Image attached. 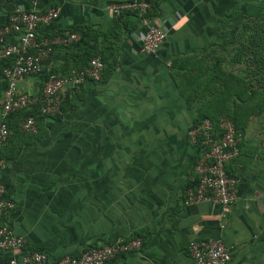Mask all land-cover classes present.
<instances>
[{"label": "crops", "instance_id": "0c3cea01", "mask_svg": "<svg viewBox=\"0 0 264 264\" xmlns=\"http://www.w3.org/2000/svg\"><path fill=\"white\" fill-rule=\"evenodd\" d=\"M122 1L130 0H0V27L18 9L58 10L57 20L39 27L40 39L81 32L79 45L55 46L47 73L65 76L87 53L105 63L104 81L64 90L65 96L74 92L76 108L39 121L37 134H17L4 150L2 180L15 202L6 220L26 244L0 253V264L28 251L57 262L137 238L139 250L107 264H194L188 250L193 239L222 240L230 264H264V0H150L151 19L167 32L156 55L141 51L145 29L136 14L115 18L107 11ZM43 85V77H24L18 89L38 96ZM5 90L0 76V104ZM112 96L128 102L126 108L118 110L113 125L99 124L100 116L111 117L101 107ZM136 102L140 110L130 109ZM203 113L234 119L242 134L240 154L227 166L238 195L226 222L216 203L180 202L195 174L190 163L178 161L183 150H193L187 132ZM106 128L127 134L128 144L158 149L143 159V176H96L80 164L85 145L94 148L97 142L89 132ZM166 148L175 150L168 173ZM151 164L162 165L157 176L148 172Z\"/></svg>", "mask_w": 264, "mask_h": 264}, {"label": "built area", "instance_id": "2783aa9c", "mask_svg": "<svg viewBox=\"0 0 264 264\" xmlns=\"http://www.w3.org/2000/svg\"><path fill=\"white\" fill-rule=\"evenodd\" d=\"M153 6L147 0H130L113 2L107 11L115 18L124 14H136L144 26L140 36L141 51L146 55L158 54L167 40L164 28L152 20ZM59 17L58 10L36 12L18 9L10 15L8 22L0 27V61L14 59L13 65L3 71L8 86L4 92L0 108L4 121L0 124V253L17 252L25 248L24 238L15 235L6 216L15 208V202L7 196L6 186L2 180V152L14 136L6 119L10 114L30 109L43 101L42 113L46 117L60 114L65 98V89H77L88 81L99 83L103 79L105 63L100 57L93 58L82 69H74L68 75H50L44 82L41 96H31L19 92V80L24 77L41 76L45 63L53 54V47L70 46L80 41L81 36L72 33L55 39H40L38 29L42 25L53 23ZM38 120L28 117L22 121L19 131L24 134L38 133ZM219 131L212 133L210 120L192 126L189 136L192 142L200 141L203 147L202 158L194 166L196 185H190L183 191L180 202L182 206L197 205L205 202L216 203L221 207V217L226 222L232 214L238 195V181L230 176L227 166L240 154L242 134L230 119H222ZM225 226L222 225V228ZM142 247L141 239L118 242L98 248H91L78 256H66L57 262H51L40 251L24 252L20 259L13 258L9 264H107L116 257L129 254ZM188 250L194 264H230L231 253L222 240L193 239Z\"/></svg>", "mask_w": 264, "mask_h": 264}, {"label": "rangeland", "instance_id": "374dc122", "mask_svg": "<svg viewBox=\"0 0 264 264\" xmlns=\"http://www.w3.org/2000/svg\"><path fill=\"white\" fill-rule=\"evenodd\" d=\"M182 83L184 88L188 89V79L187 81L186 79H183ZM103 103L104 104L101 107V112L103 113V115L108 113V115L111 117L104 118L103 116H100L98 118V122L99 124L105 122V124L111 123L113 125V120L116 119V113L118 112V110H124L126 108L125 104L128 102H125L124 100H115L114 96H112L111 98L106 97ZM186 103L189 106L190 101L187 100ZM140 107V104L136 102V104L133 103L129 108L140 110ZM136 119L140 120V117H137ZM88 135H90L91 138L93 137L97 142L94 148H89V146L85 145L83 155L85 158L82 156L84 159L80 160V164L84 163L86 171L91 173L92 175L95 174L96 176H143L144 170L146 168L145 164L143 163V159L146 155L150 154L149 150L151 153H157L158 151V149L154 148V146L148 148L144 144H141L139 141H136V143L134 144H128L125 137L127 134H122L121 132L117 133L116 131L113 132V129L106 128L105 131H102L100 133L89 132ZM115 135L120 136V140L117 141ZM187 136L189 140L188 144L189 146H193V150H191L189 154H186L185 150H183L182 155L179 158L180 160L178 162H181V164L190 163L192 165V170L194 174L195 160L198 161L199 156L197 157V148L195 147L196 143L192 142L188 132ZM164 140L166 141V144L169 145V142L173 141L172 136L169 134ZM165 150V171H167L168 173V168L172 165L170 156L174 155L175 150L173 148H166ZM161 166L162 165L156 164L148 165V172L152 176H157L160 172Z\"/></svg>", "mask_w": 264, "mask_h": 264}, {"label": "trees", "instance_id": "16d2710c", "mask_svg": "<svg viewBox=\"0 0 264 264\" xmlns=\"http://www.w3.org/2000/svg\"><path fill=\"white\" fill-rule=\"evenodd\" d=\"M148 2H150V0H148ZM151 3V2H150ZM152 4V3H151ZM152 6H153V4H152ZM138 17V16H137ZM76 33L77 34H80V36H81V39H80V41L79 42H77V43H74V44H72V45H70V46H65V47H71V46H75V45H79V43L83 40V38H82V34H81V32H77L76 31ZM55 46L53 47V50H55ZM86 55V58H84V60H82V65H80V66H78V67H75V68H72V69H70L69 71H68V73H66L67 75L72 71V70H74V69H82V68H84L85 66H87L89 63H90V61L93 59V58H96L97 57V53H87V54H85ZM104 62V61H103ZM13 63H14V59H8V60H2V61H0V76L2 77V79L4 80V89H7V86H8V83H7V81L4 79V76H3V71H4V69L6 68V67H9V66H11V65H13ZM104 73H105V71H104ZM58 75V74H56V73H52V72H49V73H47L46 71H45V69H44V71H43V73H42V75L41 76H34V77H43L44 78V82L50 77V75ZM66 74H64V75H66ZM102 81H104V74H103V80ZM101 81V82H102ZM100 83V82H99ZM82 87V86H81ZM42 89H43V87H42ZM71 90H74V92H77V90H78V88L77 89H71ZM73 92V93H74ZM72 92H67V94H66V96H65V98H64V100H63V103H62V106H61V112H60V114H56V115H54V116H51V117H56V118H61L63 115H65L68 111H72L74 108H76L77 107V105L73 102L74 101V99H72V97H71V95H74ZM41 94H42V90H41V93L38 95V96H41ZM76 98L78 99V100H83V98H82V96L79 94H76ZM42 106H43V101H41V102H39V104L37 105V106H35V107H33V108H30V109H25V110H20V111H18V112H15V113H12V114H10V116L7 118V120H6V123H7V125H8V127L9 128H11L13 131H14V136H16L17 134H21V132L19 131V126H20V124H21V122L22 121H24V120H26L28 117H35L37 120H38V122L39 121H42V120H44L45 118H46V116L42 113ZM14 119H17V122H14L13 120ZM205 119H208V120H210V122H211V124H212V133L213 134H216V132L217 131H219L218 129H219V125H220V122H221V120L222 119H230V120H232L233 122H234V124H235V126H236V128H237V130H238V127H237V125H236V123H235V120L234 119H231V118H213L212 116H208V115H204V113L203 114H200L198 117H197V119L195 120V122H194V124H193V126H196V125H198V124H200V123H202ZM239 131V130H238ZM13 136V137H14ZM204 139V136L203 135H200L199 136V138H198V140H199V142H197L196 143V145H195V147L197 148V157L199 156V159H198V161L202 158V155H203V147L201 146V144H200V141L201 140H203ZM12 140V139H11ZM10 143H11V141L9 142V144L7 145V147L10 145ZM7 147H5L4 149H3V152H4V150L7 148ZM3 152H2V155H3ZM1 158H2V156H1ZM197 160H195V164L198 162ZM197 182H198V179H197V177L192 181V182H190L187 186H190V185H196L197 184ZM112 245V244H111Z\"/></svg>", "mask_w": 264, "mask_h": 264}]
</instances>
